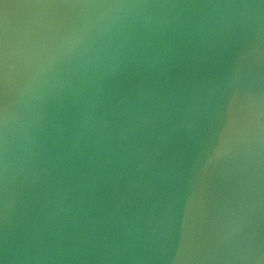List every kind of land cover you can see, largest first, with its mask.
<instances>
[{
  "label": "water",
  "instance_id": "95a60500",
  "mask_svg": "<svg viewBox=\"0 0 264 264\" xmlns=\"http://www.w3.org/2000/svg\"><path fill=\"white\" fill-rule=\"evenodd\" d=\"M0 264H264V0H0Z\"/></svg>",
  "mask_w": 264,
  "mask_h": 264
}]
</instances>
